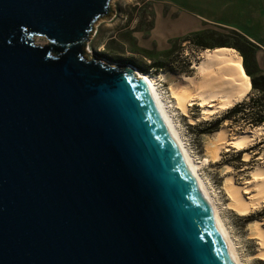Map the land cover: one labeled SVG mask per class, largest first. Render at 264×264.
Masks as SVG:
<instances>
[{"label": "water", "instance_id": "95a60500", "mask_svg": "<svg viewBox=\"0 0 264 264\" xmlns=\"http://www.w3.org/2000/svg\"><path fill=\"white\" fill-rule=\"evenodd\" d=\"M113 3L0 0V264H233L146 82L85 55Z\"/></svg>", "mask_w": 264, "mask_h": 264}, {"label": "rangeland", "instance_id": "374dc122", "mask_svg": "<svg viewBox=\"0 0 264 264\" xmlns=\"http://www.w3.org/2000/svg\"><path fill=\"white\" fill-rule=\"evenodd\" d=\"M47 42L35 38L36 44ZM223 42L237 44L243 53L230 48L238 50L243 61L246 57L256 78L264 76V0H114L109 13L94 24L85 50L90 47L92 54L87 57L112 66L134 65L142 72L163 73V78L179 82L184 75L194 74L193 63L201 50ZM160 84L169 95L167 82ZM255 94L252 89L245 100ZM199 107L190 106L187 115L176 114L186 143L199 162L208 158L207 146L219 130L226 128L231 134L264 125L258 123L256 111L248 108L231 113L233 107L205 117ZM246 153L249 160H245ZM263 161L264 135L245 150L225 148L218 159L201 166L244 264H264L258 255L259 241L251 235L256 222L264 228V206L248 213L231 209L224 182L234 175L237 183H244L248 173Z\"/></svg>", "mask_w": 264, "mask_h": 264}, {"label": "bare ground", "instance_id": "6f19581e", "mask_svg": "<svg viewBox=\"0 0 264 264\" xmlns=\"http://www.w3.org/2000/svg\"><path fill=\"white\" fill-rule=\"evenodd\" d=\"M88 49L85 54L87 56L92 54L90 47ZM132 68L146 82L152 93L157 110L212 213V219L226 243L233 264H244L236 242L231 238L225 225L217 199L212 194L211 187L201 172V166L210 160L218 159L221 151L225 148H234L238 151L247 149L249 145L264 135V125L231 134L226 128L219 130L215 139L208 142V158L199 162L189 149L176 120L177 111L187 115L189 107L195 104L202 108L205 117H209L236 107L237 104L243 102L251 93L252 80L243 69L242 55L238 50L230 47L203 49L199 52V59L193 63L194 74L184 75L181 78L182 81L179 82L163 78V73L158 76L138 71L134 66ZM161 81L167 82L169 95L162 88ZM190 120L194 119L190 118ZM249 158L250 154L246 153L245 160H249ZM248 176V179L242 184L235 181L234 175L226 177L224 182V190L229 199L227 205L239 213H248L264 206V161L257 164L248 173ZM246 195L250 196L246 197ZM251 235L259 241L258 255L264 258V228L260 222L251 226Z\"/></svg>", "mask_w": 264, "mask_h": 264}, {"label": "trees", "instance_id": "16d2710c", "mask_svg": "<svg viewBox=\"0 0 264 264\" xmlns=\"http://www.w3.org/2000/svg\"><path fill=\"white\" fill-rule=\"evenodd\" d=\"M216 47H236L243 53V50L237 44L229 45L227 44V42H223L216 45ZM243 69L245 73H248L252 77L251 90L254 89L257 92V94L252 96L248 101L244 100L243 102L237 104L236 107L234 106L235 108L232 109L231 113L241 112V110L248 108L252 111H256L255 114L258 115L257 118L258 123L259 124L263 123L264 116L261 115L262 113L264 114V76H261L259 79L255 77L254 72L250 69L249 65L247 64V60L245 56L243 61Z\"/></svg>", "mask_w": 264, "mask_h": 264}, {"label": "crops", "instance_id": "0c3cea01", "mask_svg": "<svg viewBox=\"0 0 264 264\" xmlns=\"http://www.w3.org/2000/svg\"><path fill=\"white\" fill-rule=\"evenodd\" d=\"M138 71H140L139 69H137Z\"/></svg>", "mask_w": 264, "mask_h": 264}]
</instances>
